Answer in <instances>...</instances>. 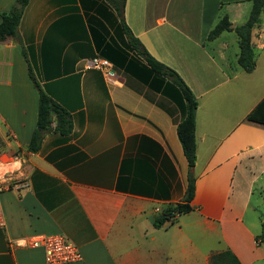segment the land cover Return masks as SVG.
Segmentation results:
<instances>
[{
    "label": "crops",
    "instance_id": "1",
    "mask_svg": "<svg viewBox=\"0 0 264 264\" xmlns=\"http://www.w3.org/2000/svg\"><path fill=\"white\" fill-rule=\"evenodd\" d=\"M14 1L0 0V15ZM250 8L248 0H125L133 36L197 100L192 210L155 227L154 217L182 201L190 171L166 81L127 47L104 0L28 1L18 39L0 42V161L25 159L0 193V264H45L41 249L20 245L37 234L73 242L82 255L73 264H210L225 250L240 264H264L256 214L264 125L246 121L264 98V10L251 31L252 72L237 64V39L235 50L223 35L234 31L207 39L223 15L240 25ZM94 57L110 64V77L86 68ZM28 66L71 120L61 135L52 116L36 153L27 150L38 106Z\"/></svg>",
    "mask_w": 264,
    "mask_h": 264
},
{
    "label": "trees",
    "instance_id": "2",
    "mask_svg": "<svg viewBox=\"0 0 264 264\" xmlns=\"http://www.w3.org/2000/svg\"><path fill=\"white\" fill-rule=\"evenodd\" d=\"M29 0H15L8 12L0 15V42L11 38L18 39L17 27L21 19L23 10ZM115 11L121 31L125 36L127 47L143 62V66L153 75L166 81L163 90L180 111V120L176 126L177 139L181 145L183 156L189 168L195 165V114L197 100L188 86L180 76L170 67L153 58L139 40L133 36L124 21L125 0H104ZM251 4L250 12L246 21L236 25L231 29L229 19L223 15L207 34L208 40H213L225 31H234L237 46V64L246 73H250L255 68L254 53L251 46V31L259 22V18L264 10V0H248ZM28 76L38 94L36 126L32 132L27 150L36 153L40 149L45 133L51 131L52 116L55 117L56 125L54 131L61 135H68L71 131L70 114L55 101H53L39 86L32 69L28 66ZM246 121L264 125V98L247 115ZM195 188V177L192 171L187 176L186 189L180 203L175 204L163 211L162 214L154 217L152 223L155 227L161 226L164 222H173L176 215L185 214L192 210L190 205ZM262 234L264 233V221L261 224ZM262 236V235H261ZM210 264H240L235 256L225 250L213 254Z\"/></svg>",
    "mask_w": 264,
    "mask_h": 264
},
{
    "label": "built area",
    "instance_id": "3",
    "mask_svg": "<svg viewBox=\"0 0 264 264\" xmlns=\"http://www.w3.org/2000/svg\"><path fill=\"white\" fill-rule=\"evenodd\" d=\"M86 68L103 72L106 77L111 76L110 64L103 59L94 57L86 62ZM25 163L21 156H11L0 161V193L9 189L15 180V174ZM5 228V219L0 204V229ZM20 245L41 249L45 264H73L82 260L79 248L62 234H37L28 236Z\"/></svg>",
    "mask_w": 264,
    "mask_h": 264
},
{
    "label": "rangeland",
    "instance_id": "4",
    "mask_svg": "<svg viewBox=\"0 0 264 264\" xmlns=\"http://www.w3.org/2000/svg\"><path fill=\"white\" fill-rule=\"evenodd\" d=\"M221 11H222V12L225 11L224 7L221 9ZM249 12H250V9H249V10H246V12L244 13L243 18L240 19L239 22H243V21L245 22L246 19H247V17H248ZM231 24H232V23H231ZM234 27H235V26H234ZM223 35L226 36V38H227V40H228V42H229V45L232 44L233 47L235 48V50H237L236 43H235V41H233L234 38H236L234 32H233V33H232V32H225ZM206 45H207L208 47L213 46V45H211V42H209V41L206 42ZM257 51H258V50H255V52H257ZM262 190H263V191H260V192H261V194H262L263 196L261 197V202H260V204H259V207L256 209V210H257V211H256L257 217H258V219H260V220H264V188H263ZM259 233H260V235H262L261 237L263 238V237H264V233L262 234L261 229H260ZM263 243H264V240H263Z\"/></svg>",
    "mask_w": 264,
    "mask_h": 264
},
{
    "label": "water",
    "instance_id": "5",
    "mask_svg": "<svg viewBox=\"0 0 264 264\" xmlns=\"http://www.w3.org/2000/svg\"><path fill=\"white\" fill-rule=\"evenodd\" d=\"M234 26H235L234 24H230L229 27H230V28H234ZM189 169H190V171H192V168H189Z\"/></svg>",
    "mask_w": 264,
    "mask_h": 264
}]
</instances>
